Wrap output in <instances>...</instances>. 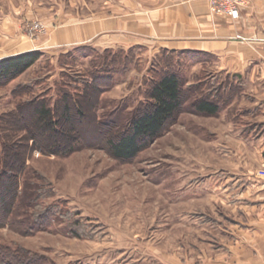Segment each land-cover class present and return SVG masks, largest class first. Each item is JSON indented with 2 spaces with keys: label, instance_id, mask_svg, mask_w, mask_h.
<instances>
[{
  "label": "rangeland",
  "instance_id": "374dc122",
  "mask_svg": "<svg viewBox=\"0 0 264 264\" xmlns=\"http://www.w3.org/2000/svg\"><path fill=\"white\" fill-rule=\"evenodd\" d=\"M148 1L0 0V52H41L30 69L0 85V120L12 114L5 125L19 123L14 132L0 130V144L10 141L17 146L16 154L9 156L15 164L25 159L13 213L7 223L0 218V247L30 251L53 264H178L183 243V263L195 264V242L203 233L195 231L189 218L180 223V214L215 211L209 203L195 204L194 184L217 168L238 165L228 159L233 149L227 144V122L250 118L245 110L255 99L249 84L254 80L228 73L216 55L174 52L145 42L132 48L105 45L104 40L114 38L116 20L118 26L129 27L131 16L144 19L140 13L152 6ZM74 35L91 39L63 42ZM126 35L128 41L134 38ZM164 60L181 75V110L135 158H115L109 141L129 126L145 78ZM100 70L111 71L112 81L95 111L91 94L83 114L74 111L71 123L60 121V131H68L75 148L66 154L48 152L66 140L35 126L32 108L20 105L37 96L56 99L58 92L74 91V80ZM28 86L32 88L27 91ZM222 89L225 98L207 96ZM203 97L219 104L217 114L196 110ZM247 164L264 176V162L248 159ZM13 177L0 181V209L11 199ZM185 188L191 193L186 201L180 197Z\"/></svg>",
  "mask_w": 264,
  "mask_h": 264
},
{
  "label": "crops",
  "instance_id": "0c3cea01",
  "mask_svg": "<svg viewBox=\"0 0 264 264\" xmlns=\"http://www.w3.org/2000/svg\"><path fill=\"white\" fill-rule=\"evenodd\" d=\"M149 3L152 6L147 5L145 11L141 9L143 20L131 16L132 26L124 23L118 26L116 20L111 28L114 38L104 40L105 45L132 48L145 42L158 49L216 55L226 64L224 69L228 73L259 81L249 82L255 97L245 110L250 118L227 122L230 137L227 144L233 149L227 154L228 159L233 165L237 160L238 165L217 168L211 176L194 184L195 204L209 203L215 211L212 214H206V208L183 211L180 223H187L189 218L188 222L195 224V231L203 233L200 242H195V264H264V176L259 177V169L247 164L248 159L264 162V0H250L237 20L212 16L204 1L151 0ZM106 30L104 26L102 31ZM127 33L134 38L126 40ZM90 36L80 39L74 35L63 42L82 43L91 39ZM28 51L31 50L17 54L0 52V60ZM249 84L246 82L245 87ZM190 194L185 188L180 197L186 201ZM180 203L187 204L181 200ZM179 249L178 264H184L186 244H180Z\"/></svg>",
  "mask_w": 264,
  "mask_h": 264
},
{
  "label": "trees",
  "instance_id": "16d2710c",
  "mask_svg": "<svg viewBox=\"0 0 264 264\" xmlns=\"http://www.w3.org/2000/svg\"><path fill=\"white\" fill-rule=\"evenodd\" d=\"M120 52L123 53L124 50ZM174 52L169 54H174ZM40 56L41 52H29L0 60V85L7 84L26 72L37 63ZM126 62H129V60L127 59ZM110 73L111 71L109 70L95 71L92 75L86 76L81 81L74 80L73 84L76 87L74 91L64 90L58 92L56 99L54 97L37 96L30 102L20 105V107L28 106L32 108L35 126L42 128L48 135H54L58 139L66 140L62 144H58L59 146H56L57 144L50 146L47 149L48 152L66 154L75 148L76 144L73 140L69 139L70 134L68 131H60V121L63 120L71 123L74 111L83 114L84 104L90 105L87 99L91 94L94 95V104L91 105V109L95 111L102 91L111 87L112 76ZM24 88L28 91L32 87L28 86ZM223 90L217 94L210 91V94H207V96L216 99L217 97L225 98L227 93L222 95ZM183 91V81L181 75L175 69V65L172 66L170 61L164 60L153 67L149 71L148 77L145 78L140 93L141 99L138 102L137 109L131 118L129 126L125 131H121L116 140L109 141L112 155L121 160H132L152 141L162 135L166 131L170 120L181 110L184 103ZM219 109V104L207 99V97L200 98L196 103V110L200 113L215 115L219 112ZM10 117H12V114L0 120V130H4L5 128L14 132L19 128L18 121H12V126L9 127L5 125ZM8 122L11 123L10 120ZM101 125L111 126L112 124L106 125L102 122ZM16 147L10 141H4L3 144H0V181L2 177L11 178L14 176V183L11 187V199L5 201V203L3 202V207L0 209V218L6 223L9 222V217L13 213L14 205L18 198V173L22 172L25 163V159H19L18 164H15L14 160L12 161L9 157L10 153L17 152L15 150ZM9 168H12L9 170L10 172L7 170ZM13 171H16L17 174ZM1 188L0 184V190ZM0 264L53 263L44 256H39L30 251L0 247Z\"/></svg>",
  "mask_w": 264,
  "mask_h": 264
},
{
  "label": "built area",
  "instance_id": "2783aa9c",
  "mask_svg": "<svg viewBox=\"0 0 264 264\" xmlns=\"http://www.w3.org/2000/svg\"><path fill=\"white\" fill-rule=\"evenodd\" d=\"M207 3L210 14L214 17H226L232 20L240 18L241 11L247 8L250 0H190Z\"/></svg>",
  "mask_w": 264,
  "mask_h": 264
}]
</instances>
